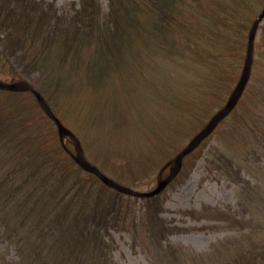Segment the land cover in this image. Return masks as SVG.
<instances>
[{
	"label": "rangeland",
	"instance_id": "374dc122",
	"mask_svg": "<svg viewBox=\"0 0 264 264\" xmlns=\"http://www.w3.org/2000/svg\"><path fill=\"white\" fill-rule=\"evenodd\" d=\"M34 1L51 5L61 16L46 23L56 25L55 32L66 28L83 35L85 29L86 38L90 35L80 44L82 56L72 62L66 48L61 61L42 48L32 54L42 61L51 54L58 71L38 67L34 80L47 81L46 100L77 135L86 159L135 192H153L167 180L176 156L226 105L251 56L237 103L184 155L176 176L159 192L128 194L93 174L99 185L83 170L87 192L93 187L107 197L109 188L121 195H114L118 200L111 209L105 203L112 217L102 230L104 243L98 242L102 250L93 245L95 231L83 223L81 248L61 264H219L237 242L246 246L255 237L264 243V15L258 20L264 0H171L163 10L162 19L170 15L167 23L159 22L154 8L139 12L140 27L123 29L111 24L110 0H92L94 11L88 10L89 3L83 9L82 0ZM1 30L0 46L5 47L7 32ZM96 33L100 39L95 40ZM13 54L0 59V69L21 73L29 61L16 65L21 58ZM9 92L15 91L0 88V126L14 134L10 121L22 122L20 110L33 101L24 93L39 101L31 91ZM54 123L31 115L23 122L30 134H8L0 143L18 140L27 149L29 141L38 142L29 150L42 149L40 173L43 168L45 180L61 182L66 169L58 161L73 166L75 144ZM67 187L60 193L66 195L62 191ZM155 197L153 204L142 199ZM97 230L101 232V223ZM8 244L0 241L9 264L19 257L15 245Z\"/></svg>",
	"mask_w": 264,
	"mask_h": 264
},
{
	"label": "trees",
	"instance_id": "16d2710c",
	"mask_svg": "<svg viewBox=\"0 0 264 264\" xmlns=\"http://www.w3.org/2000/svg\"><path fill=\"white\" fill-rule=\"evenodd\" d=\"M82 1L83 9H85V4L87 3L91 4L88 6V10L92 8L94 11L97 8L92 5V0ZM169 2L171 0H110V12L113 19L111 24H118L119 29L120 27L122 29L127 27L135 28L139 12L154 8L159 9L157 15L159 22L161 24L167 23L170 15L166 16L167 20L165 18L162 19V17L165 7H169ZM44 5L43 2L38 3L34 0H0V32L2 31L1 29L7 32L5 47L0 46V59L3 60L7 55L19 53L21 59H18L19 63H16V65L25 60L29 61L26 66H23L21 73H19L20 71H17L18 73L15 72L16 69L12 67L7 72L0 70L3 71V78H6H4V81L12 82L25 79L37 87L39 92L47 99L45 94L47 92V81L40 77L37 81L34 80L36 69L50 66L51 70L49 72L51 73V71L58 72L57 68L51 61V54H49L51 59L45 61L36 60L37 56L32 58L31 55H35V52L42 48L45 54H47L46 52L52 53L57 58L55 61H61L60 58L66 59L63 55L67 56L69 54L71 59L69 58L70 61L68 62H72L74 57L82 56L80 44L86 39L88 40L90 35L86 38L85 29L82 31L83 35H80L76 30H68L66 28H61V33L55 32L57 31V26L54 24L46 25V23L49 22L51 17L61 18V16L55 14L56 11H52L51 5ZM88 19L92 20V18ZM140 25L137 24L136 26L140 27ZM97 33L94 35L95 40L100 39ZM53 34L55 37H52L54 36ZM60 34L62 35L60 36ZM1 39L2 34H0ZM92 39L94 38L92 37ZM64 48H66L68 54L64 52ZM107 51H109L108 48ZM104 53L105 55L108 54L106 50ZM16 54H13V56L18 58L19 56ZM105 55L98 54L99 57ZM76 60H79V58ZM7 61L5 59L4 62L6 63ZM27 66L30 68L28 71L26 69ZM16 94L19 95L20 93ZM24 94L32 96L31 99L33 101L24 104L23 109L20 110L23 114V117H21L22 122L18 119L10 121L14 134H11L12 130L7 128L8 132L6 133L2 129L4 126L1 125L0 139L8 134L14 136H20L23 132L30 134V128L27 129V125L23 124V122L30 118L31 115H35L37 121L52 122L40 109L33 94ZM47 102L51 106L50 102ZM51 108L52 110L54 109L53 107ZM18 122L21 125H18L17 130L15 127ZM52 126L55 128L54 124ZM1 141L0 241L14 244L16 255L19 257L18 260L15 259L14 262L9 264H61L62 261L70 262L72 251L79 249L80 225L83 223L84 227L88 226V228L95 231L92 232L96 238L93 241V245L96 249L102 250L103 244L98 242L104 243L101 241V238L104 237L102 230L106 227L105 223L109 220V217H112V211L109 215L106 214L105 203H108L111 209L114 202L118 200L115 196L119 197L121 194L107 188L111 194L106 197L93 187L87 192L85 188L89 184L80 175L82 173L85 175L83 170L79 168L75 161H72L73 166L70 168L66 167L64 165L65 159L63 158L58 161L59 167L61 164L62 168L66 169V171L62 172L61 182L45 180L44 175L41 174L44 172L43 168L41 173L39 171L45 165V161L41 157L43 156L42 149L34 152V147H32L29 150L31 145H36L38 142L35 144L34 141H29L27 144L29 147L23 149L18 140V143ZM40 165L42 166L40 167ZM103 174L112 179V176H109L106 172ZM88 175L95 177L96 183L100 185L101 182L99 183L96 176L90 175V173ZM181 175H183V172L178 175L174 182H177ZM67 184H69L68 189L65 188L62 191H67L66 195L61 194L60 190ZM78 199L79 202L74 201ZM142 199L151 204L154 201L158 202V197ZM68 221H70V224H68ZM100 223L101 232L97 230ZM250 240L252 242L246 246L243 245V240L237 242L235 246L231 247V250H227L224 255L219 257V264H264L262 257L264 243L259 242L255 237L254 239L250 237ZM6 256L7 253L0 249V264H8ZM93 259L95 260V257Z\"/></svg>",
	"mask_w": 264,
	"mask_h": 264
},
{
	"label": "water",
	"instance_id": "95a60500",
	"mask_svg": "<svg viewBox=\"0 0 264 264\" xmlns=\"http://www.w3.org/2000/svg\"><path fill=\"white\" fill-rule=\"evenodd\" d=\"M264 15V10L260 14L258 20L261 19V17ZM254 28L257 27V23L253 25ZM253 28V30H254ZM253 36V33H251V37ZM250 67H251V56L248 54L244 69L242 71V74L239 78L238 83L236 84L235 88L232 90L230 97L226 103V105L219 109L214 116L210 119L209 123L195 136L192 141L176 156L175 158V164L171 169L170 175L168 176L167 180L164 181L163 183L160 184V187L158 190H155L153 192L149 193H141V192H135L131 190L130 188L124 187L122 185H119L117 182H114L110 178L106 177L95 165L91 164L85 157L83 148L81 147L80 141H78L73 134L71 130H69L67 127H65L58 119L57 117L51 112L49 106L43 99V97L40 95V93L35 90L33 87H31L29 84L23 82V81H18V82H12V83H5L3 81H0V88L5 89V90H11V91H31L33 92L41 104L42 107L46 110V113L55 121V124L61 134H65L69 137H71L75 141V150L76 154L74 155L75 160L77 163L86 171H89L92 174H95L98 176L103 182L107 183L108 185L114 187L115 189H118L120 191H123L128 194H133L135 196H150L152 194H155L159 192L165 184H167L168 181H170L176 174L178 173L181 165H182V159L184 155L190 151L191 149L194 148L196 144H198L202 139H204L205 136H207L211 130V127L220 121L222 118H224L230 110L234 107V105L237 103L240 95L242 94L246 83L249 78V72H250Z\"/></svg>",
	"mask_w": 264,
	"mask_h": 264
},
{
	"label": "bare ground",
	"instance_id": "6f19581e",
	"mask_svg": "<svg viewBox=\"0 0 264 264\" xmlns=\"http://www.w3.org/2000/svg\"><path fill=\"white\" fill-rule=\"evenodd\" d=\"M0 81H3V82H5V83H12V82H18V81H23V82H25V83H27V84H29L30 85V83L28 82V81H26V80H22V79H20V80H14V81H12V82H9V81H4V80H1L0 79ZM31 86V85H30ZM15 92H20V91H15ZM41 96L43 97V95L41 94ZM43 99L45 100V102L47 103V105L49 106V108H50V110H51V112L57 117V119L62 123V121H61V119L54 113V111L52 110V108H51V106L49 105V103L46 101V99L43 97ZM39 104V106H40V109L43 111V113L48 117V118H50V120L52 121V122H55L47 113H46V110L44 109V107H42L41 106V104L40 103H38ZM55 124V123H54ZM63 124V123H62ZM66 127V126H65ZM69 130H71V129H69ZM74 134V133H73ZM64 135V134H63ZM75 135V137H76V139L79 141V138L77 137V135L76 134H74ZM67 136V135H66ZM67 137H69V136H67ZM69 140L71 141V143L74 145L75 144V141L71 138V137H69ZM75 146V145H74ZM65 149H67L66 147H65ZM73 153H72V156H73V159L75 160V158H74V155L76 154V150H75V147H74V149H73ZM75 162H76V164L79 166V168L80 169H82V170H84L78 163H77V161L75 160ZM105 175V174H104ZM106 176V175H105ZM107 177V176H106Z\"/></svg>",
	"mask_w": 264,
	"mask_h": 264
}]
</instances>
